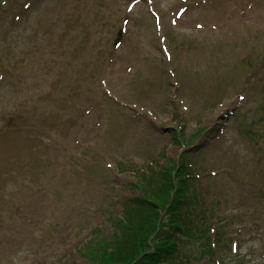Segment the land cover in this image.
Here are the masks:
<instances>
[{"label":"rangeland","instance_id":"1","mask_svg":"<svg viewBox=\"0 0 264 264\" xmlns=\"http://www.w3.org/2000/svg\"><path fill=\"white\" fill-rule=\"evenodd\" d=\"M0 70V264H89L184 150L170 264H264V0H0Z\"/></svg>","mask_w":264,"mask_h":264},{"label":"trees","instance_id":"2","mask_svg":"<svg viewBox=\"0 0 264 264\" xmlns=\"http://www.w3.org/2000/svg\"><path fill=\"white\" fill-rule=\"evenodd\" d=\"M245 64V70L250 69V73L255 70L250 59ZM22 115L23 113H17L16 117L21 118ZM188 154V151L180 154L178 165L173 169L176 171L173 179L172 172L166 169L160 172L162 180L156 178L153 183L151 176L139 175L142 176L139 178V187L143 196L126 198L123 201V214L111 226L110 234L104 236L98 231L93 232L92 240L79 249L81 256L89 264L173 263L179 245L178 237L180 233H184L183 225L186 219V193L190 175H184L183 171ZM149 241H152L153 246L158 241L166 243L164 246L157 244L155 250H152ZM209 260L206 264H215L211 263L213 257Z\"/></svg>","mask_w":264,"mask_h":264}]
</instances>
